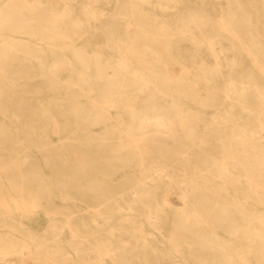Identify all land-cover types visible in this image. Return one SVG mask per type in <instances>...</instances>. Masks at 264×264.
<instances>
[{
	"label": "rangeland",
	"instance_id": "1",
	"mask_svg": "<svg viewBox=\"0 0 264 264\" xmlns=\"http://www.w3.org/2000/svg\"><path fill=\"white\" fill-rule=\"evenodd\" d=\"M6 1L4 0L3 3ZM68 1L66 3L65 0H53V4L50 6L56 9L57 12L65 14L63 20L67 25L65 27L62 26L60 29L66 30L74 39L75 44L86 51L88 57H92V53H98L105 57L101 61H94L91 58H87L83 62L81 61L82 64L90 65L89 69L92 76H96L100 71L102 73L101 76L105 80L100 82L83 81V75L77 74V71L83 68V65H77L79 62L72 61V66H60L63 65L64 61L60 57L63 52L59 50L57 55H55L57 57H53V61L58 64V67L55 70L56 73L51 74L49 68L39 66V61L37 60L38 55L41 56V63L44 65L50 64L51 61L45 59V53L41 54L40 51L31 53L33 58L30 60H37V72H34L28 65L27 71L29 74L26 77L32 82L37 81V113L46 112L49 122L37 114V136H34L32 139V150L20 149L21 160L30 161L37 157V167L45 170L47 164L45 159L49 158V152L53 153V160L57 161L64 158V156L57 157L55 154L60 151L63 145H67L68 150L71 152L78 151L80 156L69 157V160L73 159L67 165L69 169L59 171L58 174L69 177V181L73 184L78 183L83 185V187L71 186L70 188L77 198L83 197L85 200H91V202H94V198L92 197L94 193L113 191L115 188L118 189L117 185L119 183L128 181L119 179L120 177H129L130 181L133 182L135 177L142 175V172L138 170L140 163L136 162L139 158L131 153L133 152V147L125 148L117 140H102V129L100 126L88 128L87 125L84 128L86 130L83 132L81 129L78 131L75 127L78 124L79 117L76 111L80 113L83 119L87 118L81 122L86 121L87 123L88 117L86 116H92L95 112L102 116L106 115L103 103L93 109L90 101L98 99L107 100L103 98L114 97L115 103L111 107V113L115 117V120L109 121L111 124L106 126L110 131L117 132V128L121 129V132L124 130L125 133H122L124 139L129 138L128 136L134 132L139 133L150 129H144L148 126H151V130L154 132L156 128L163 129L166 132L162 135H157L158 148H155V151H164L165 155L155 157V159L163 160L164 164L161 165H166L165 169L158 172L170 175V179L176 183L171 185L172 187L170 188L162 187L160 196L171 205L180 207L182 205V198L179 194V186L181 188L186 187L185 176L194 177L195 179L191 181L195 183L205 182L214 184L216 180L208 179V176L222 175L219 170L223 167V163L220 160L225 157L222 154L223 140H226L233 134L235 126L232 125L231 120L233 119L232 121L237 126L245 124L254 127V123L247 121L248 119H246V123L244 122L242 117L244 112H247V109H241L239 101L243 99L247 108L254 109L261 103V95L258 93V90H262V95L264 96V76H260L262 75L264 54H261L259 51V49L264 51L260 46V43L264 46V11L262 9L259 14L254 13L255 9L259 10L260 8V0H239L244 13L247 14L246 18L254 22L258 21V24L253 22L254 24L249 27L235 23V21L243 19L240 18L243 10L240 6L238 9H229V0H133L135 6L139 10H142L137 17L133 18H130V13L127 10L121 11V6H124V4L125 8L128 7L129 0H122L120 2L118 0ZM122 3L124 4L122 5ZM52 16L60 19V16ZM30 20L28 18L26 21L30 22ZM193 20H210L211 24L205 28L192 27L190 29L191 34L181 33L183 31L182 28H184L182 26L184 22ZM73 21H79L80 23L76 25L72 23ZM129 22H132L130 27H128ZM161 22L167 24L168 28L166 31L158 28L162 24ZM192 35L206 42L204 44L195 43L191 38ZM13 37L19 43L24 44V46L29 45V40H32L28 34L16 33ZM110 42L115 44V46L112 44L109 46ZM121 45L123 47L126 46L131 55H134L135 49L138 46L141 54H145L147 63H158V61L150 59L152 56L150 51L141 49L147 46L154 53L157 52L163 56L162 65L157 68L155 67L156 72L151 67L153 69V72H151V70H148L144 66V62L140 63L136 58L130 59L128 61L131 64L128 67L129 74H118V78L115 79L113 70L107 65L108 60L121 61L123 55V50H119ZM43 46L41 45V47ZM208 46H211L213 52L209 50ZM6 48L11 47L6 46ZM68 52L67 55L71 56L72 53ZM250 54H253V56L255 54V57L253 58ZM21 63L29 64L30 61L22 60ZM174 63L184 64L185 71L190 73L185 78L193 79V81L197 82L203 79L201 75L202 69L200 70L203 63L212 71L218 70L219 74L216 77L210 76L211 84L207 85V82L202 80L199 85L202 91H199L196 100L184 98L186 96L183 95V92L171 93L175 94V97H170L169 92L166 90L168 82L165 81L167 76L165 74L166 69L164 70V68L166 67L165 65H172ZM26 77H18L17 82L22 83ZM249 79L256 80L252 82L257 87L254 88L255 91L246 87L243 92L241 88L246 86ZM103 87L113 88L115 91L103 92L97 90ZM88 88L96 90L90 92L87 91ZM124 89L128 90L125 91ZM159 89H163L164 91H159ZM227 90L230 92L228 93L230 97L222 99L224 91L226 92ZM263 96L262 100H264ZM54 100H58L62 104V113L52 107ZM77 101L79 102V106L75 104ZM178 104L185 107V110L189 112V119L187 118V121L177 124L175 132L177 137L171 139L166 135L170 131L168 122L175 123V113L179 111L176 108ZM193 117H196V119H193ZM63 120L68 121L70 128L63 126ZM23 133V137L29 140L27 132ZM125 141H122V143ZM262 145H264V142H262ZM45 156L48 158H45ZM241 156L238 157L240 158ZM76 157L78 159L81 157L88 159L89 162L86 165L93 168L94 171L81 172L80 170H74L77 167L83 166L81 162L75 161ZM230 163L233 165L236 162L231 159L226 161L225 165H229ZM197 169H203V171ZM152 179L153 175L146 179V181L149 182ZM164 182L167 183V181ZM95 184H111L116 186L115 188L114 186L111 188H93L92 185ZM189 190L196 192L217 191L215 188H191ZM128 191L129 189L124 192ZM218 191L223 194L226 190L218 189ZM81 192L85 194H81ZM43 194L45 195V193ZM185 194L189 200V193L185 192ZM34 196H36V193H34ZM55 196H59V194ZM35 199L37 200V197ZM45 200L39 199V202L48 207L51 211L49 215L40 207L35 214L25 215L24 217L22 214L20 216L13 213V215L19 218L18 220H8L5 222L4 218L0 217V232H5L8 227L20 228V226H23L24 228H33L35 229L34 238L37 241V238L47 233L45 229H47L50 217H52L56 219L55 225L59 226V233L55 236L49 234L45 240L50 246L55 247L59 245L61 248L67 249V246H69L67 244L69 243L64 237L66 231L61 232L60 226L62 224L59 222L60 216L56 214V211H64L67 205L57 198L44 203ZM129 200L133 201L131 195H129ZM71 205L70 203L68 204L69 207ZM72 206L74 208V206H81V204L77 205V203H74ZM83 208V210L75 209L77 210L73 214L75 224L79 225L78 227L82 231L93 230L98 233L100 232L106 238L109 237L107 231L103 232L107 223L106 220L111 218L116 223H121L126 218L125 213L122 211L112 212L110 215H107L109 213L105 211L92 212V215H89L85 214L86 208ZM238 208L218 204L207 207L196 206V209L201 214H212L213 220L211 217L205 216L209 225L228 227L227 230L230 229V234L227 237L229 235L234 236V234L241 235V228L244 227L246 231L245 236H250L253 233L261 237L264 242V222H249L244 220L242 216H236V223L233 222L229 225L220 220L221 214L224 212L241 213V208ZM142 210V208L138 207V211L142 212ZM256 210L262 212V207H257ZM248 211L254 210L249 208ZM1 212L3 211L0 209V215H2ZM91 218L100 222L101 226L98 228L94 227ZM35 219L38 226H33L36 223ZM170 222L171 219L167 218V224ZM172 230L174 231V228ZM204 230L208 231L207 225ZM190 236L192 237H188L187 242L181 245V254L185 255L186 258L182 264H194L192 260L195 261L193 259L195 255L207 257L205 260H208L209 264H212V260H219L222 257V249L228 247V244L225 241H221V238L217 235L206 238L201 236L199 240L205 242L209 247H214V249L211 252H196L193 248L196 247L199 241L196 240V234L191 233ZM154 237V235H151V238ZM109 239L111 238L109 237ZM122 239L125 244L129 239L132 241L128 246L129 249L126 251V254L135 253L136 249H141L143 246V244L139 243L141 240L139 236L126 234L122 236ZM60 240L63 242H59ZM80 242H74L70 246L86 251L89 247L88 244ZM257 245L250 238H246L239 249L249 247V249L253 250V247H258ZM188 247L190 248L189 252L185 251ZM143 249H146V247H143ZM166 254L171 255V253ZM87 255L92 258L96 254L88 253ZM145 255L154 257L155 253L152 251L151 246L147 247ZM112 256L115 259L133 257V255ZM258 258L257 252L247 255L250 264H257ZM126 264L140 263L134 259L129 262L127 261Z\"/></svg>",
	"mask_w": 264,
	"mask_h": 264
},
{
	"label": "bare ground",
	"instance_id": "2",
	"mask_svg": "<svg viewBox=\"0 0 264 264\" xmlns=\"http://www.w3.org/2000/svg\"><path fill=\"white\" fill-rule=\"evenodd\" d=\"M118 1L120 2L122 0ZM3 2L4 0H0V209L3 211L1 212L3 216L0 215V217H3L5 222L8 220H18L19 218L13 215V213L19 214L20 216L22 214L24 217L25 215L35 214L40 207L49 215L51 211L46 205L39 202V199H46L44 201L46 203L48 200L57 198L63 204L67 205L64 211H56V214L60 216L59 222L62 224L60 230L61 232L66 231L64 237L67 239L69 243L67 245L69 246H67V249H64L59 245L55 247L50 246L46 242L45 239L48 238L49 234L55 236L59 233V226L55 225L56 219L52 217H50L48 227L45 229L47 233L37 238V241L34 238L35 229L33 228H24L23 226H20V228L8 227L5 232H0V264H126L127 261L129 262L134 259L140 264H182L186 258L185 255L181 254V245L187 242L188 237H192L190 236L191 233L196 234V240L199 241L196 247L193 248L196 252H211L214 249V247H209L205 242L199 240L201 236L206 238L217 235L221 238V241H225L228 244V247L222 249V257L219 260H212V264H250L247 255H252L255 252L259 255L257 264H264V242L261 237L253 233L250 236H245L246 231L244 227L241 228V235L234 234V236L229 235L227 237L230 234V229L227 230L228 227L209 225L205 216L211 217L213 220L212 214H201L196 209V206L207 207L216 204L241 208V213L224 212L221 214L220 220L227 223L226 225L233 222L236 223V216H242L244 220L249 222H264L263 91L258 90V93L261 95V103L254 109L247 108L243 99L239 101L241 109H247V112H244L242 117L244 122L246 123V119H248L247 121L254 123V127L245 124L237 126L232 121L233 119L231 120L232 125L235 126L233 128V134L226 140H223L222 154L225 157L220 160L223 163V167L219 170L222 175L208 176V179L216 180L214 184L205 182L195 183L191 181L195 179L194 177L185 176L186 187L181 188L179 186V194L182 198V205L180 207L171 205L160 196L162 187L170 188L172 187L171 185L176 183L170 179V175H165L164 172H158L165 169L166 165H161L164 164L163 160L155 159V157L165 155L164 151H155V148H158L157 135H162L166 132L159 128H156L154 132L151 130V126H148L144 129H150L139 133L134 132L128 136L129 138L124 139L122 137L124 130L121 132V129L117 128V132H112L106 127L108 124H111L109 121L115 120V117L111 113V107L115 103L114 97L103 98L107 100L98 99L96 101H90L93 109L103 103L106 110L104 113L106 115L102 116L95 112L92 116H86L88 117V122L86 123V121H81L87 118L83 119L80 113L76 111L77 116L79 115L78 124L75 126L77 130L79 131L81 129L83 132L86 130L84 128L87 125L88 128L100 126L102 129V140H117L125 148L133 147L134 149L131 153L139 158L135 160L140 163L138 170L142 172V175L135 177L133 182L130 181L129 177H120L119 179L128 181L119 183L117 185L118 189L115 188L116 185L111 184L92 185L93 188H111L113 186L115 188L109 192L94 193V196H92L94 202L85 200L83 197L77 198L70 187H83V185L78 183L73 184L69 181V177H64L58 174V172L69 169L67 165L73 161V159L69 160V157L80 156L78 151L71 152L68 150L67 145H63L60 151L55 153L57 157L64 156V158L60 159L61 162H59L60 160H53V153L49 152V158L45 156V158H48L45 159V162H47L45 170L37 167V157L30 161L21 160L22 155L20 154V149L32 150V139L34 136H37V114L49 122V118L46 117V112L37 113V81L32 82L27 78L29 74L27 68L29 65L34 72H37L38 60L39 66L48 67L51 74L56 73L55 70L58 64L53 61V57L57 55L58 50L63 52L60 55L64 61L63 65L60 66L63 67L67 65L72 66V61L79 62L77 65L81 66V61L83 62L87 58H91L94 61H101L105 57L98 53H92V57H88L86 51L75 44L74 39L69 33L64 29H60L62 26L65 27L67 25L63 20L65 14L57 12L56 9L50 7L53 4V0H7L5 3ZM65 2L68 3L69 1L65 0ZM228 6L231 10L234 8L238 9L239 6L243 10L240 14V18L243 19L237 20L235 23H240L246 27L252 26L254 23L258 24V21L254 22L246 18L247 14L244 13V9L239 0H229ZM260 8L259 10L255 9L254 13L259 14L262 9L264 11V0H260ZM124 10L130 13V18L137 17L142 11L135 6L133 0H129L127 8H125V4L121 6V11ZM52 15L60 16V19ZM28 18L31 19L30 22L26 21ZM72 23L77 25L80 22L73 21ZM161 23L158 28L166 31L168 28L167 24L165 22ZM209 24H211L210 20L185 21L182 25L184 28H182L183 31L181 33L191 34L190 29L192 27L205 28ZM131 25L132 22H129L128 27ZM16 33L28 34L32 39L29 40V45L24 46V44L16 41L14 37L12 38ZM191 38L195 43L204 44L206 42L194 35ZM111 42L109 46L113 43ZM41 45L44 46L41 47ZM112 45L115 46V44ZM6 46L11 48H6ZM260 46L264 49L262 43H260ZM122 47L123 45L119 49L120 51H124V53L122 51L121 61L115 62L114 60H108L110 63L108 62L107 66L113 70L115 79L118 78V74H129L128 67L131 64L128 61L130 59L136 58L140 63L144 62V66L148 70H151V72H153V69L155 70V67L157 68L162 65L163 56L157 52L154 53L147 46L141 49L150 51L152 53L150 59L156 60L158 63H147L145 54H141L138 46L135 49L134 55L129 53L130 51L126 46ZM208 48L213 52L211 46H208ZM37 51H40L41 54L45 53V59L50 60L51 63L44 65L41 63V56L38 55L37 60L31 61L30 59L33 58L31 53ZM68 51L72 53L71 56L67 55ZM259 51L261 54H264V51L261 49ZM48 52L49 54H47ZM250 55L253 58L255 57V54L254 56L253 54ZM22 60H29L30 63H21ZM69 61L71 62L69 63ZM82 65L84 69L81 68L78 70L77 74L83 75V81L100 82L105 80L101 76L102 73L100 71L96 76H92L89 69L90 65ZM165 66L164 70L166 69L165 74L167 76L165 81L168 82V88L166 90L169 92L170 97H175V94L171 93L183 92V95L186 96L184 98L196 100L198 98L197 94L199 91H202L199 86L202 80L207 82V85L211 84L210 76L216 77L219 74L218 70L215 69L212 71L203 63L201 64L202 68L200 67V70H203H201L203 79L197 82L193 81V79L185 78L190 73L185 71L184 64L174 63ZM262 67V75L260 76H264V63ZM20 76H27L22 83L17 82ZM252 81L256 80L249 79L246 86L241 88V90L244 92L247 87L255 91L254 88L257 85ZM95 90L93 88L87 89L90 92ZM97 90L103 92L115 91L113 88L106 87L98 88ZM124 90L126 91L128 89ZM159 91L164 90L159 89ZM228 91H224L222 99L230 97L228 95L230 92ZM75 104L79 106L78 101ZM52 107L62 113L63 106L58 100L53 101ZM176 108L179 111L175 113V123L168 122L170 131L166 134L171 139L177 137L175 135L177 124L187 121L189 114L185 110V107L179 104L176 105ZM245 116L248 118H245ZM251 116L254 118L252 117L250 119ZM193 119H196V117H193ZM63 126L70 128L67 120H63ZM23 132H27L26 134H28L29 140L23 137ZM124 140L126 141L122 143ZM240 155L242 156L239 158L238 156ZM231 159L236 163L233 165L231 163L225 165V162ZM75 161L81 162L83 166L77 167L74 170H80L81 172L94 171L93 168L86 165L89 162L88 159L84 157L78 159L76 157ZM199 171H203V169ZM152 175L153 179L147 182L146 179ZM164 181H167V183ZM191 188H215L217 191L196 192L189 190ZM128 189V192H124ZM218 189H224L226 191L222 194ZM185 192L189 193V200ZM34 193H36V196H34ZM56 194H59V196H55ZM81 194L85 193L81 192ZM129 195L133 197V201L129 200ZM36 197L37 200L35 199ZM69 203L72 205L77 203V205L81 204V206H74L73 208L72 205L71 207L68 206ZM82 206L86 208L85 214L92 215V212L105 211L109 213L107 215H110L112 212L122 211L125 213L126 218L121 223H116L111 218L106 220L107 223L103 232L107 231V234L111 238L109 239L104 234L101 235L100 232L98 233L93 230L82 231L79 229V225L75 224L73 214L77 211L75 209L83 210L84 208ZM138 207L143 209L142 212L138 211ZM257 207H262V212L257 211ZM249 208H252L254 211H248ZM167 218L171 219L169 224H167ZM91 219L94 227L98 228L101 226L100 222L96 219ZM205 224L207 225L208 231L204 230ZM33 226H38L37 220ZM172 228H174V231ZM126 234L139 236L141 238L139 243L143 244L142 248L136 249L135 253L126 254V251L129 249V244L132 243L131 239L126 244L123 243L122 236ZM151 235L155 237L151 238ZM246 238H250L254 244H258V247H253V250L249 249V247L239 249ZM77 241H82V244L86 242L89 246L88 249L84 251V249L78 250L76 247L70 246V244ZM59 242L63 241L60 240ZM148 246H151L152 251L155 253L153 258L145 255ZM143 247H146V249H143ZM185 251L189 252L190 248H186ZM88 253H94L96 255L91 258L87 255ZM166 253H171V255H167ZM112 255H133V257H120L115 259ZM206 258L202 255H195L193 258L195 261L192 260V262L194 264H209L208 260H205Z\"/></svg>",
	"mask_w": 264,
	"mask_h": 264
}]
</instances>
